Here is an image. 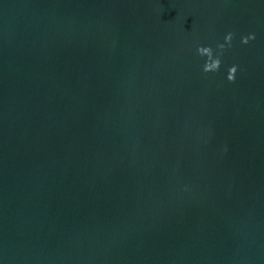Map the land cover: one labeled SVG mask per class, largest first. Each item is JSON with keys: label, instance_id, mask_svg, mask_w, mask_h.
I'll return each instance as SVG.
<instances>
[{"label": "water", "instance_id": "obj_1", "mask_svg": "<svg viewBox=\"0 0 264 264\" xmlns=\"http://www.w3.org/2000/svg\"><path fill=\"white\" fill-rule=\"evenodd\" d=\"M0 264H264V0H0Z\"/></svg>", "mask_w": 264, "mask_h": 264}]
</instances>
